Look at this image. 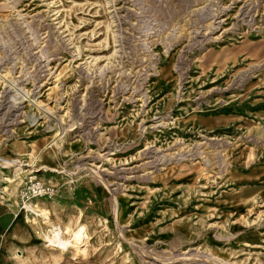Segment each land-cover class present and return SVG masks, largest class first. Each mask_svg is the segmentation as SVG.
Listing matches in <instances>:
<instances>
[{
    "label": "rangeland",
    "instance_id": "rangeland-1",
    "mask_svg": "<svg viewBox=\"0 0 264 264\" xmlns=\"http://www.w3.org/2000/svg\"><path fill=\"white\" fill-rule=\"evenodd\" d=\"M0 159L29 264H264V0H0Z\"/></svg>",
    "mask_w": 264,
    "mask_h": 264
},
{
    "label": "crops",
    "instance_id": "crops-1",
    "mask_svg": "<svg viewBox=\"0 0 264 264\" xmlns=\"http://www.w3.org/2000/svg\"><path fill=\"white\" fill-rule=\"evenodd\" d=\"M25 222L27 220L23 217L14 218L6 201L0 203V264H29L25 260L27 252L22 250L24 243L31 238L23 226Z\"/></svg>",
    "mask_w": 264,
    "mask_h": 264
},
{
    "label": "bare ground",
    "instance_id": "bare-ground-1",
    "mask_svg": "<svg viewBox=\"0 0 264 264\" xmlns=\"http://www.w3.org/2000/svg\"><path fill=\"white\" fill-rule=\"evenodd\" d=\"M30 156H32L31 153ZM4 165H6L5 162ZM10 166H12L11 163ZM21 170L22 169L16 170L13 174L15 177H18L20 180L23 179L24 176L22 175L24 174L33 173L32 176L37 177V175L34 174L35 170L31 172L30 170L27 169H23L22 171ZM0 196H2L1 193ZM24 209H26L25 212L26 214H28V216L29 213H32L35 214L36 216L42 214L48 217L45 210L38 207L34 202H29V203L26 202ZM69 233H71V236L69 238L62 237L63 234H69ZM45 237H46V241H48L50 245L58 249L65 250L68 249L70 246H74L76 247V249L81 250L80 244L86 239V237H88L87 226L83 223H80L75 230L74 229L72 230L69 226H67L64 229L53 226L52 228H50L49 233L45 234Z\"/></svg>",
    "mask_w": 264,
    "mask_h": 264
},
{
    "label": "built area",
    "instance_id": "built-area-1",
    "mask_svg": "<svg viewBox=\"0 0 264 264\" xmlns=\"http://www.w3.org/2000/svg\"><path fill=\"white\" fill-rule=\"evenodd\" d=\"M4 159H0V167L4 165ZM22 201L41 198L52 195V189L38 177L29 175L24 182L23 188L19 192Z\"/></svg>",
    "mask_w": 264,
    "mask_h": 264
}]
</instances>
